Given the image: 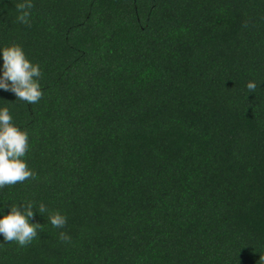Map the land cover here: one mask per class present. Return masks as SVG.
<instances>
[{"label":"trees","instance_id":"1","mask_svg":"<svg viewBox=\"0 0 264 264\" xmlns=\"http://www.w3.org/2000/svg\"><path fill=\"white\" fill-rule=\"evenodd\" d=\"M18 2L0 0V46L44 95L0 90L35 172L0 208L67 223L36 213L0 264H264V0H33L30 26Z\"/></svg>","mask_w":264,"mask_h":264},{"label":"clouds","instance_id":"2","mask_svg":"<svg viewBox=\"0 0 264 264\" xmlns=\"http://www.w3.org/2000/svg\"><path fill=\"white\" fill-rule=\"evenodd\" d=\"M15 7L17 22L30 26L33 0H19ZM42 78L41 66L29 60L21 45L0 46V90L11 91L16 99L28 104H37L44 95ZM257 86L254 80L246 84L249 93H255ZM29 148V133L13 123L8 107L0 105V189L35 178V172L25 159ZM6 207V214L5 207L0 208V239L15 242L19 247L30 245L38 237L42 225L34 222L36 213L42 216L48 213L49 223L54 228L63 229L67 223L65 215L59 211L49 213L42 202L29 201ZM59 238L64 242L71 239L65 232H61Z\"/></svg>","mask_w":264,"mask_h":264}]
</instances>
